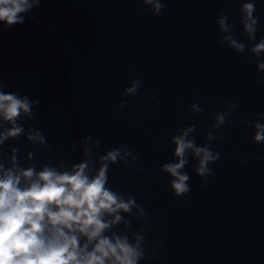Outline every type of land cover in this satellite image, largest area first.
Listing matches in <instances>:
<instances>
[{
  "label": "water",
  "instance_id": "1",
  "mask_svg": "<svg viewBox=\"0 0 264 264\" xmlns=\"http://www.w3.org/2000/svg\"><path fill=\"white\" fill-rule=\"evenodd\" d=\"M22 15L0 24V92L30 112L0 120V136L21 129L0 142V175L106 166L105 187L132 203L102 235L137 264H264V0H38ZM185 132L176 195L164 166ZM195 148L215 157L202 174Z\"/></svg>",
  "mask_w": 264,
  "mask_h": 264
},
{
  "label": "clouds",
  "instance_id": "2",
  "mask_svg": "<svg viewBox=\"0 0 264 264\" xmlns=\"http://www.w3.org/2000/svg\"><path fill=\"white\" fill-rule=\"evenodd\" d=\"M38 0H0V24L11 26L23 22V13L29 11ZM151 2V0H149ZM159 10L160 5H154ZM246 16L251 17L253 5L245 4ZM246 29L253 31V24ZM223 24V21H221ZM239 49L242 46L235 44ZM256 51L264 50V42ZM264 67V65H261ZM134 84L127 91L134 93ZM30 112V102L13 93L0 92V120L13 122L20 113ZM220 122L223 116L218 117ZM256 142L264 141V125H256ZM21 129L13 127L4 136H15ZM175 138L178 162L164 166L174 180L171 188L176 195L186 193L187 174L180 169L186 163V149H192L191 141L184 136ZM200 155L199 173L207 171V163L215 157L206 148H195ZM117 152L108 153L107 159L115 160ZM86 162L77 165L72 173H57L45 168L32 179L33 169L20 174L8 171L0 175V264H137L138 249L126 239L108 238L103 231L109 227L105 214L117 210L128 211L132 201L124 202L105 187L106 166L95 178L85 173ZM28 181L21 185V178ZM120 216H115L119 220ZM80 236L86 237L83 245ZM94 242V243H93ZM92 245L91 250L89 245Z\"/></svg>",
  "mask_w": 264,
  "mask_h": 264
}]
</instances>
